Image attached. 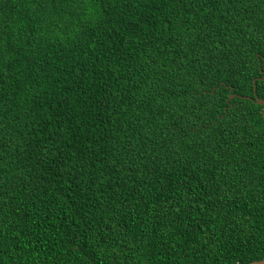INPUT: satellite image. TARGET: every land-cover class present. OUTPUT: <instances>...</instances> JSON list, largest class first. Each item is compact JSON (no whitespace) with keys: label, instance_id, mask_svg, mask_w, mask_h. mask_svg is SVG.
<instances>
[{"label":"trees","instance_id":"1","mask_svg":"<svg viewBox=\"0 0 264 264\" xmlns=\"http://www.w3.org/2000/svg\"><path fill=\"white\" fill-rule=\"evenodd\" d=\"M254 81L264 0H0V264L263 259Z\"/></svg>","mask_w":264,"mask_h":264},{"label":"water","instance_id":"2","mask_svg":"<svg viewBox=\"0 0 264 264\" xmlns=\"http://www.w3.org/2000/svg\"><path fill=\"white\" fill-rule=\"evenodd\" d=\"M254 83H255V81H254ZM255 98H252L253 100H255L257 103H259V104H262L263 105V107H264V99H262V98H260V97H258V95H257V92H256V83H255ZM231 97H233V95H231ZM263 117H264V108H263ZM247 264H264V258L263 259H261V260H255V261H252V262H249V263H247Z\"/></svg>","mask_w":264,"mask_h":264}]
</instances>
